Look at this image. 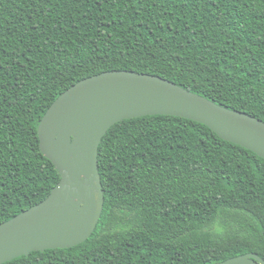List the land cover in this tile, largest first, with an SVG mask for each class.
Returning a JSON list of instances; mask_svg holds the SVG:
<instances>
[{"label":"trees","instance_id":"1","mask_svg":"<svg viewBox=\"0 0 264 264\" xmlns=\"http://www.w3.org/2000/svg\"><path fill=\"white\" fill-rule=\"evenodd\" d=\"M164 79L264 123V0H0V224L58 184L38 124L106 72ZM103 210L65 250L4 264L264 262V160L171 116L121 121L97 151Z\"/></svg>","mask_w":264,"mask_h":264},{"label":"water","instance_id":"2","mask_svg":"<svg viewBox=\"0 0 264 264\" xmlns=\"http://www.w3.org/2000/svg\"><path fill=\"white\" fill-rule=\"evenodd\" d=\"M171 116L203 125L221 140L264 160V123L228 110L164 79L134 72H106L61 94L41 118L39 150L54 166L58 184L45 200L0 224V264L34 252L84 243L103 210L97 151L115 124ZM220 264H264L254 254Z\"/></svg>","mask_w":264,"mask_h":264}]
</instances>
